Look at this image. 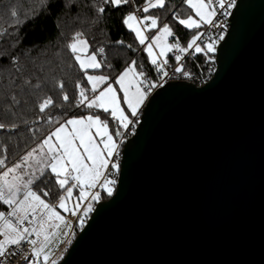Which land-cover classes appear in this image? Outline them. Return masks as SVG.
I'll use <instances>...</instances> for the list:
<instances>
[{"label": "water", "instance_id": "95a60500", "mask_svg": "<svg viewBox=\"0 0 264 264\" xmlns=\"http://www.w3.org/2000/svg\"><path fill=\"white\" fill-rule=\"evenodd\" d=\"M215 62L148 97L58 264H264V0H237Z\"/></svg>", "mask_w": 264, "mask_h": 264}, {"label": "snow or ice", "instance_id": "6c2138e0", "mask_svg": "<svg viewBox=\"0 0 264 264\" xmlns=\"http://www.w3.org/2000/svg\"><path fill=\"white\" fill-rule=\"evenodd\" d=\"M54 2L55 0H40L41 12L32 9V13L39 15ZM97 2L99 6L94 7L99 17L105 13L106 5L119 8L122 5L133 4L134 0ZM183 3L191 9V13L183 9L172 11L171 19L183 28L193 31L194 34L186 46L181 45L178 37L173 43L167 42L169 37H175V33L169 23H161L160 16L140 14L149 13L150 9H166V0H144L142 5L128 12L122 20L123 25L135 34L139 45L144 46L148 63L154 66L159 74L156 81H153L145 71L144 63H138L136 60H132L115 77L109 74H89V69L111 68L112 65L107 62L104 47H99L88 55L89 44L85 39V33L83 31L73 33L65 47L78 63L79 70L84 73V76L75 82L78 95L74 106L76 108L83 106L85 109L95 111L69 118H65L66 113L53 116L47 113L46 109L61 105L56 104L52 96L45 95L37 104L39 112L44 116H38L31 122L21 119L25 124L43 120L50 126V130L35 147L11 166L7 155L0 154L2 169L0 207L6 209L0 210V264H8V257L22 251V245L25 243L29 247V251L23 256L27 264H58L50 247L53 238H58L62 224L68 229L62 233L64 237L74 235V232L72 225L57 209L76 217L77 227L82 228L85 219L94 210L92 202H98L102 198L100 189L109 197L113 195L117 181L110 179L109 176L118 173L120 169L117 140H122L125 132L131 131L130 126L135 127L138 121L133 118L138 117L140 107L151 91L163 87L167 82L165 78H170V73L166 70L171 67L167 58L168 53L173 51L176 53V66L172 70V75L191 77L192 73L187 71L181 62L182 54L189 53V50H193L192 54L205 55L216 51L215 44L223 40L224 36L221 34L217 40L204 43L201 47L198 41L203 42L205 33L200 29L205 26L222 27L223 25L216 19L217 12L223 10L222 15H231L228 9L235 6V0H183ZM21 15H24L26 20L32 18L28 13H21L15 7L11 8L12 28L26 22L20 20ZM148 33L153 34L150 36ZM12 34L5 28L0 31V38ZM116 43L123 44L124 41ZM127 47L132 48V45ZM11 63L18 75L12 77L11 84L14 90L5 95L0 110L16 118L18 113L14 109L21 104L18 96L23 95L26 89L28 95L44 92L49 78L47 75H37V72H45L43 66L38 67L30 75H25L19 66L18 57L13 56ZM72 67L73 65L69 63L68 68ZM17 80H21V83L17 84ZM51 81L52 86L60 90L62 99L68 101L69 95L64 90V80L52 76ZM18 126L17 123L0 122V129H14ZM29 130L33 131V134L39 131ZM6 151V146L0 148V152ZM56 188L59 189L56 193L57 202L49 203L47 198L53 195ZM52 221L57 223H51ZM67 243L71 244V239H68Z\"/></svg>", "mask_w": 264, "mask_h": 264}, {"label": "trees", "instance_id": "16d2710c", "mask_svg": "<svg viewBox=\"0 0 264 264\" xmlns=\"http://www.w3.org/2000/svg\"><path fill=\"white\" fill-rule=\"evenodd\" d=\"M143 3L144 0H134L133 4L122 5L119 8L106 5L105 13L97 17L94 7L99 6L97 0H55L50 8L44 9L39 15L32 13V9L41 12L40 0H0V31L7 28L10 33H13L0 38V105L4 103L5 95L14 90L11 84L12 77L18 75L11 63L13 56L18 57L19 66L24 70L25 75H30L38 67L43 66L45 72H37V75H47L49 78L48 86L44 92L28 95L26 89L23 95L18 96L21 104L14 109L18 113L16 118L0 110V122L19 125L14 129H0V148L6 146L7 149L6 153L0 152V154L7 155L9 166L19 161L21 156L35 147L50 130V126L43 120L29 124L21 122V119L31 122L35 121L38 116H44L39 112L37 104L45 95L52 96L54 102L61 105V107L46 109V112L53 116H61L66 113L65 118H69L87 115L90 111H95L85 109L83 106L80 108L74 106L78 95L75 82L84 76V73L79 70L78 63L65 47L74 32L83 31L85 33V39L89 44L88 55L95 49L104 47L107 62L112 65L111 68L89 69V74H109L115 77L132 60H136L138 63H144L145 71L153 81L157 80L159 74L155 71L154 66L148 63V56L143 50L144 48L139 45L134 33L122 23L128 12ZM12 7L21 13H28L32 18L26 20L25 16L21 15L20 20H26V22H22L17 28H12L13 18L10 16ZM180 9L191 13V9L187 8L183 0H166V9H151L147 14L158 15L161 17V23L167 22L173 27L175 37H170L171 43L178 37L181 45L186 46L194 34L193 31L183 28L171 19L172 11ZM192 14L194 15V13ZM121 40L124 41L123 44L116 43ZM127 45H132V48ZM132 49H136V51ZM167 58L174 62L175 51L169 53ZM205 58L204 53L198 55V61H204ZM97 59L99 60L100 57L98 56ZM69 63L73 65L71 69L68 68ZM184 67L187 71H192L194 62L187 60ZM52 76L64 80V90L69 95L68 101H64L60 90L52 86ZM16 83H21V80H17ZM109 127L112 130L111 122ZM29 129H39V131H35L33 134V131ZM111 179L117 181V176H113ZM57 192L59 189H54L53 195L47 198L49 202L57 199ZM101 195V200L110 198L103 190H101ZM93 203L95 206L97 202ZM0 210L6 209L0 207ZM80 229L82 228L76 226L74 235Z\"/></svg>", "mask_w": 264, "mask_h": 264}, {"label": "built area", "instance_id": "2783aa9c", "mask_svg": "<svg viewBox=\"0 0 264 264\" xmlns=\"http://www.w3.org/2000/svg\"><path fill=\"white\" fill-rule=\"evenodd\" d=\"M236 2H237V0H235V5H236ZM234 7L231 8V9H228V11L230 13H232V10L234 9ZM222 11L223 10H218L217 17H216L217 21L220 22L223 25L222 27L211 28V27L205 26L202 29H200L201 32L205 33V36L203 38V42L198 41V43H201V47H203L204 43H210V42H212L214 40H217L218 37L221 34L225 37V35L227 33V30L229 28L230 15L229 16H224V15H222ZM140 14L143 15V13H140ZM220 42H221V40H219V42L215 44V48L217 47V45ZM192 52H193V50H189V53L182 54L183 55V59L181 61L183 64L187 60H192L194 62V69L192 71H189L190 73H192V76L191 77H184L183 75H180V74L172 75V70L176 66V61H174V62L169 61V65L171 67L166 68V70L169 71L170 78H165L167 80V82H169V81H184V82L194 83V84H196L198 86H202L205 83L209 82L213 78L214 73H215L216 68H217V65H216V62H215V52L208 53L206 55V58H205L204 61H198V55L200 53L192 54ZM175 55H176V53H175ZM154 90L155 89H153L151 91L150 95L152 94V92ZM141 110H139L138 117L133 118L134 120L138 121L135 124V127L132 128L130 126L131 131L125 132L124 137L122 138V140H117V143L119 144V153H120L119 157H118L119 165H120V160H121L122 147L125 144V142L134 135L135 130H136V128L138 126V123L140 121V118H141ZM109 171H113L114 172V170H111V169H109ZM113 176H117L118 177V173L109 176V178H113ZM88 217L85 219V222L87 221ZM70 223L72 225V230L74 232L75 228L77 226L76 218L73 221L71 220ZM71 237H72V235L69 236L68 239H70ZM67 240H66L64 246L59 250V252L65 247V245L67 244ZM22 248H23V250L22 251H17L15 256L8 257V264H27V262L23 259V256H24L25 253H27L29 251V247L25 243V244L22 245ZM29 258H31V257H29Z\"/></svg>", "mask_w": 264, "mask_h": 264}, {"label": "rangeland", "instance_id": "374dc122", "mask_svg": "<svg viewBox=\"0 0 264 264\" xmlns=\"http://www.w3.org/2000/svg\"><path fill=\"white\" fill-rule=\"evenodd\" d=\"M56 202H57V199H54L52 202H49V203L55 204ZM93 208H94V204H93ZM57 211H59L61 213V215H64L66 217V219H68L67 222L69 224H71L70 223L71 220L73 221L76 218V217L71 216L69 213H64L62 209H57ZM51 223H57V222L56 221H52ZM67 230L68 229L62 224L61 225V228L59 230V233L60 234H59L58 238L54 237L53 238V242H52V244L50 246L52 248L53 252H54V258H56L58 262L63 258V256L65 255L68 247L70 246V244L67 243L65 245V247L59 252V250L64 246L66 240L68 239V237H64L62 235V233L65 232V231H67ZM49 231H52V229H49ZM75 236L76 235H72V237L70 238L71 241H73V239H74ZM60 241H64V242L61 243Z\"/></svg>", "mask_w": 264, "mask_h": 264}, {"label": "crops", "instance_id": "0c3cea01", "mask_svg": "<svg viewBox=\"0 0 264 264\" xmlns=\"http://www.w3.org/2000/svg\"><path fill=\"white\" fill-rule=\"evenodd\" d=\"M151 10V9H150ZM143 15H148L147 13H143ZM153 33H148V35H152ZM135 35V34H134ZM168 43H171L170 42V37H169V39H168V41H167ZM143 48H144V46H142ZM147 54V53H146ZM168 55H169V53H168ZM146 102V101H145ZM145 102H144V104H145ZM144 104L140 107V110L142 109V107L144 106ZM109 130H110V132L112 131L111 129H110V127H109ZM97 139H99V138H97ZM101 190H103V189H100V191ZM49 202V201H48ZM93 203V202H92ZM94 204V203H93Z\"/></svg>", "mask_w": 264, "mask_h": 264}]
</instances>
